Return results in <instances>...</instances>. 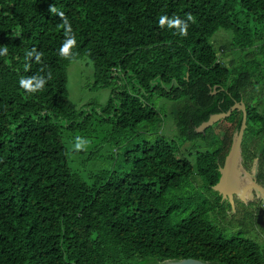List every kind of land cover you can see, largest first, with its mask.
<instances>
[{
  "label": "trees",
  "instance_id": "16d2710c",
  "mask_svg": "<svg viewBox=\"0 0 264 264\" xmlns=\"http://www.w3.org/2000/svg\"><path fill=\"white\" fill-rule=\"evenodd\" d=\"M59 12L76 40L69 58L59 53L68 38ZM161 16L185 20L187 36L161 27ZM217 29L231 37L215 46ZM4 47L0 264L210 261V245L228 244L210 233L206 195H216L241 112L196 127L242 101L241 149L247 160L261 153L264 0H0ZM85 57L91 88L108 94L76 106L67 67ZM33 76L46 83L29 93L19 81ZM158 99L172 106L156 108ZM165 122L176 141L161 132ZM76 137L88 141L81 150ZM246 247L243 263L257 264Z\"/></svg>",
  "mask_w": 264,
  "mask_h": 264
},
{
  "label": "flooded vegetation",
  "instance_id": "af4514ba",
  "mask_svg": "<svg viewBox=\"0 0 264 264\" xmlns=\"http://www.w3.org/2000/svg\"><path fill=\"white\" fill-rule=\"evenodd\" d=\"M260 148L261 153L249 151L255 155L250 160L245 158L246 152L241 149L242 170L234 187L236 194L232 193L230 197L217 192L216 195H206L211 207L207 212L210 233L222 236L228 244L221 247L210 245V261L194 260L203 264H244L246 243L249 241L253 244L257 264H264V147ZM254 186L259 187L262 193L257 192ZM228 231L231 237L225 238L224 234Z\"/></svg>",
  "mask_w": 264,
  "mask_h": 264
},
{
  "label": "rangeland",
  "instance_id": "374dc122",
  "mask_svg": "<svg viewBox=\"0 0 264 264\" xmlns=\"http://www.w3.org/2000/svg\"><path fill=\"white\" fill-rule=\"evenodd\" d=\"M231 37V32L225 31L223 29H217L214 34L211 36L210 41L218 46L220 42H227ZM227 59H225L226 61ZM92 83V64L88 58H80L73 62H71L67 67V82L66 88L68 93V99L71 103L76 106H79L87 101L97 100L98 102H104L107 98L106 90H95L91 88ZM162 101V102H161ZM155 100L156 108L162 107L163 109L166 107L168 111L172 106L171 102L164 100ZM261 106V105H259ZM173 124V122H172ZM171 122H165V124L161 128V132L166 137H169L173 140H177L178 133L176 128L172 130ZM248 147H251L249 141H247ZM256 144V142H255ZM255 144L252 149L255 148ZM122 149L118 148V152H121ZM75 159V158H74ZM225 238H230V231L224 234ZM248 238L249 233H248Z\"/></svg>",
  "mask_w": 264,
  "mask_h": 264
},
{
  "label": "water",
  "instance_id": "95a60500",
  "mask_svg": "<svg viewBox=\"0 0 264 264\" xmlns=\"http://www.w3.org/2000/svg\"><path fill=\"white\" fill-rule=\"evenodd\" d=\"M233 110H238L241 112V120L239 127L232 134L231 144L229 146L228 152L224 157L223 164L218 168V181L212 189L222 196H229L232 193H237L234 187L237 186L236 182L239 180V176L242 170L241 167V140L245 130V120L246 113L244 104L242 101L234 102L228 110L225 112H219L211 114L208 119L202 122L198 127H196L197 132H202L206 127L211 126L220 119H224L230 115ZM257 192L262 193V190L254 186ZM264 191V188H263ZM161 264H203L198 260L192 258L180 259V260H166Z\"/></svg>",
  "mask_w": 264,
  "mask_h": 264
},
{
  "label": "clouds",
  "instance_id": "9594fccd",
  "mask_svg": "<svg viewBox=\"0 0 264 264\" xmlns=\"http://www.w3.org/2000/svg\"><path fill=\"white\" fill-rule=\"evenodd\" d=\"M49 10L51 12H56V9L54 7H50ZM58 15L63 20V26L65 28V33L68 36L66 41L62 44L61 48L59 49V53L62 57L69 58L70 56L73 55L70 50L76 45L75 36L72 34L71 25L69 21L67 20V18L64 16L63 12H59ZM187 21H191L192 23H195V18L191 14H188ZM159 24L161 27L167 24L169 28L178 29V34L180 36H187V30H188L189 25L185 20H182L179 17H174L172 19H169L166 16H161ZM6 53H7V47H4L3 50L0 51V55H4ZM33 55H35V59L37 61L40 60L41 53L36 52L35 49H32L31 51L27 53L28 57H32ZM45 83H46L45 78L36 77V76H33L31 78H26V79L22 78L19 81L20 87L29 93H34L38 90H42ZM75 141L76 142L74 144V148L76 150L83 149L84 146L88 143V141L82 137H76Z\"/></svg>",
  "mask_w": 264,
  "mask_h": 264
}]
</instances>
